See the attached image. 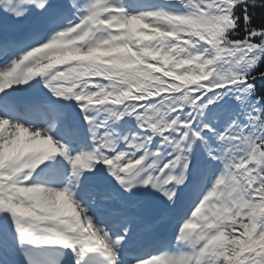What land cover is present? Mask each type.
<instances>
[{
	"label": "snow or ice",
	"instance_id": "obj_1",
	"mask_svg": "<svg viewBox=\"0 0 264 264\" xmlns=\"http://www.w3.org/2000/svg\"><path fill=\"white\" fill-rule=\"evenodd\" d=\"M0 16H33L0 37L15 264H264V0H0ZM151 208L174 236L141 251Z\"/></svg>",
	"mask_w": 264,
	"mask_h": 264
}]
</instances>
